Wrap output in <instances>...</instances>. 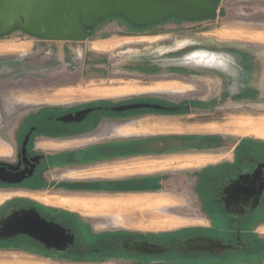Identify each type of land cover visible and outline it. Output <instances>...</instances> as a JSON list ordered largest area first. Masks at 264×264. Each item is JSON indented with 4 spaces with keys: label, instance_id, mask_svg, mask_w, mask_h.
Wrapping results in <instances>:
<instances>
[{
    "label": "rangeland",
    "instance_id": "374dc122",
    "mask_svg": "<svg viewBox=\"0 0 264 264\" xmlns=\"http://www.w3.org/2000/svg\"><path fill=\"white\" fill-rule=\"evenodd\" d=\"M219 1L216 16L199 20L171 17L153 25L136 26L122 15L112 16L98 22L83 41L44 40L20 29L1 36L0 160L9 161L14 157L20 127L40 111L54 114L139 100L188 102L189 106L175 112L134 109L90 113L98 117L101 113L118 116L151 112L191 119L193 124L175 127L171 132L191 136L185 140L191 144L201 140L196 136H214L210 141L215 159L219 158L220 151L228 153L211 163L214 166L225 160L233 161L239 148L250 146L252 140L264 143V0ZM96 43L108 46L97 48ZM188 44L227 53L225 49L232 48L233 52L227 55L236 61L229 62L227 70L183 63L180 50ZM242 52L246 59L243 57L238 62ZM211 125L216 129H211ZM208 165L195 167L191 174L183 172L176 176L172 186L163 192L175 197V201L164 195L127 196L86 191V195L62 204L81 211L95 225L103 220L113 222L108 225L116 223L156 231L202 225L205 221L198 208L200 202L207 201ZM52 172L46 176H52ZM22 193L42 202H55L48 191ZM8 196L0 193V203ZM95 197L113 199L130 208L117 215L116 210L92 206ZM127 215L130 219L124 222ZM172 215L183 221L164 225L166 217L175 220ZM7 246L12 248L0 249V264H123L113 258L94 257L86 262L77 259L68 262L64 257L37 254L20 240Z\"/></svg>",
    "mask_w": 264,
    "mask_h": 264
},
{
    "label": "flooded vegetation",
    "instance_id": "af4514ba",
    "mask_svg": "<svg viewBox=\"0 0 264 264\" xmlns=\"http://www.w3.org/2000/svg\"><path fill=\"white\" fill-rule=\"evenodd\" d=\"M193 48H195L194 44L185 45L180 53ZM243 57L245 58V54L242 52L237 61L241 62ZM155 102L169 106L183 104L189 106L188 102L181 104L166 100ZM112 106L97 105L94 106L96 108L93 111L117 112L111 110ZM82 109L84 108L62 110L54 114L40 111L31 116L30 121L19 129L18 145L14 157L9 161L0 160V166L10 169L12 171L10 178L15 180L12 182L0 180V193L9 195L5 202L0 203V226L1 221L14 211H37L47 223L58 225L56 231L60 242L70 235L74 236V241L67 245L62 242L63 248H48L38 238V236H47L46 227L36 226L34 232L38 236L21 233L6 238L1 237L0 249H11L12 247H8L7 244L20 240L25 242L26 248L37 254L64 257L68 262L73 259L86 262L85 260H94L92 259L94 257L104 260L113 258L123 264H264L263 141L252 140L250 146H241L238 150L239 154L235 155L233 161L225 160L215 166L212 164L208 166L210 170L207 175V193L202 191V194L206 193L207 201L200 202L198 208V212L203 216L202 221H205L202 225L157 231L131 225L118 226L116 223L108 225L106 223L113 222L103 220H98L95 225L94 221L85 217L77 209L42 202L28 193L23 194L22 192L48 191L50 196H79L86 195V191L99 192V189L94 186H87L79 180L70 181L68 179V170L70 168L78 170L88 160L93 161L96 155L95 150L90 148V151L85 153L86 150L79 148L65 150L59 146L66 138H78L85 134L86 127L96 123L97 116L90 112L82 121L62 120L64 115L70 113L75 115ZM180 121L194 123L191 119L180 118ZM27 136L28 142L24 149ZM52 170V176L47 177L46 173H51ZM248 174H251L248 179L246 177L238 185L235 184L240 175ZM36 217L39 219L38 216ZM171 221L174 222L173 219ZM175 221L180 223L183 220L175 217ZM99 225L101 226L98 227ZM199 236L220 241L227 247H218L209 251L168 249L157 252L149 250L150 245L173 246L191 237Z\"/></svg>",
    "mask_w": 264,
    "mask_h": 264
},
{
    "label": "crops",
    "instance_id": "0c3cea01",
    "mask_svg": "<svg viewBox=\"0 0 264 264\" xmlns=\"http://www.w3.org/2000/svg\"><path fill=\"white\" fill-rule=\"evenodd\" d=\"M117 115L101 113L95 119L97 124L87 126L85 134L78 138H66L59 144L65 150L79 148L87 153L92 148L96 153L94 160H88L80 169L68 170L70 181L79 180L87 186H94L101 194L164 195L176 200L169 193H163L168 186H172L176 176L183 172L191 174L190 171L195 167L200 169L204 165L214 164L216 160L228 155L225 150L220 151L219 158L215 159L214 145L210 141L214 137L212 135L196 136L201 140L191 144L185 141L191 139V136L171 132L175 127L189 124L180 121V118L151 112ZM210 127L216 129L213 125ZM52 197L55 198L53 204L59 205L71 203L77 198L70 195ZM166 218L164 225L178 223Z\"/></svg>",
    "mask_w": 264,
    "mask_h": 264
},
{
    "label": "water",
    "instance_id": "95a60500",
    "mask_svg": "<svg viewBox=\"0 0 264 264\" xmlns=\"http://www.w3.org/2000/svg\"><path fill=\"white\" fill-rule=\"evenodd\" d=\"M219 5V0H0V37L20 29L44 40L83 41L98 22L117 14L122 15L136 26H148L171 17L190 20L214 17L218 13ZM231 62H234L232 58ZM204 67L223 69L211 65H204ZM187 105L169 106L150 101H137L114 105L110 108L117 112L144 108L175 111L184 109ZM95 108L91 106L76 112L75 115L73 113L64 115L62 120L82 121ZM27 142L28 136L24 141V149ZM10 174H12L10 169L0 166V180L15 181L10 178ZM250 175H240L235 184L238 185ZM34 213L37 215H33ZM36 226L46 227L47 236H38L34 232ZM57 226L47 223L37 211H14L1 221L0 238L26 233L38 236L48 248H63L61 243L66 245L72 243L74 236L70 235L65 238L66 241L60 242L57 237ZM218 247L223 248L227 245L206 236H199L191 237L173 246L150 245L149 250L157 252L168 249L209 251Z\"/></svg>",
    "mask_w": 264,
    "mask_h": 264
},
{
    "label": "bare ground",
    "instance_id": "6f19581e",
    "mask_svg": "<svg viewBox=\"0 0 264 264\" xmlns=\"http://www.w3.org/2000/svg\"><path fill=\"white\" fill-rule=\"evenodd\" d=\"M98 24V23H97ZM97 26V25H96ZM88 37V36H87ZM52 41V40H50ZM55 41V40H53ZM183 44V43H182ZM96 47L98 48H106L108 46L107 43H96ZM209 48H193L190 49L187 52H184L181 61L183 63H188V64H193L196 66H204V65H211V66H218L220 68H228L229 67V62H231V58L236 61L234 57H229L227 54L230 55V52L232 53L233 51L232 48H227L225 50H228L229 53L227 52H220L217 50H208ZM236 57V56H235ZM238 60V59H237ZM131 201V200H130ZM129 202V201H128ZM144 204V202H143ZM91 205L94 207H98L103 210H116L117 215L120 211L123 210H129L130 207H125L124 204H120L115 202L113 199H100L99 197L91 201ZM127 205V202H126ZM128 208V209H127ZM130 218L128 215L124 218V222L128 221ZM121 221V219H120Z\"/></svg>",
    "mask_w": 264,
    "mask_h": 264
},
{
    "label": "trees",
    "instance_id": "16d2710c",
    "mask_svg": "<svg viewBox=\"0 0 264 264\" xmlns=\"http://www.w3.org/2000/svg\"><path fill=\"white\" fill-rule=\"evenodd\" d=\"M206 18V17H205ZM208 18V17H207ZM211 18V17H210Z\"/></svg>",
    "mask_w": 264,
    "mask_h": 264
}]
</instances>
